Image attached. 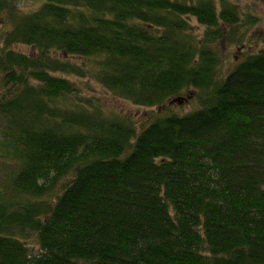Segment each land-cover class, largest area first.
<instances>
[{"label": "trees", "instance_id": "trees-1", "mask_svg": "<svg viewBox=\"0 0 264 264\" xmlns=\"http://www.w3.org/2000/svg\"><path fill=\"white\" fill-rule=\"evenodd\" d=\"M15 1L0 0V264H264V48L221 74L259 17L233 0H39L17 17ZM98 86L199 106L135 121Z\"/></svg>", "mask_w": 264, "mask_h": 264}, {"label": "rangeland", "instance_id": "rangeland-1", "mask_svg": "<svg viewBox=\"0 0 264 264\" xmlns=\"http://www.w3.org/2000/svg\"><path fill=\"white\" fill-rule=\"evenodd\" d=\"M242 13L252 14L255 17H259V22L249 28L248 36L242 42H232L227 44L224 48L223 57L224 61L221 67V74L226 75L229 73L234 66L245 56L247 53H256L259 50L264 48V0H233ZM37 1L35 0H19L17 7L24 10L26 13H31L39 8L40 2H38V7L36 8ZM261 19V20H260ZM193 25L195 21L192 22ZM251 46V49H249ZM27 51V50H24ZM97 88L96 92H100V101L101 103L112 109L114 111L120 112L124 116H130L131 118L137 120L138 115L149 114L151 117H165L170 114H179L184 115L190 112L195 111L199 103L193 98L188 100L186 103L167 105L164 107H155V108H143L132 105L131 103L114 99L111 95L104 94L105 91L101 87ZM191 93V92H189ZM187 94V93H186ZM85 95H91L90 90H86ZM184 99H187V95L181 96ZM4 169V168H2ZM9 169H4V172H0V183L6 184L9 180ZM28 240V239H27ZM28 245L36 252L38 249L33 243V239L30 238Z\"/></svg>", "mask_w": 264, "mask_h": 264}, {"label": "flooded vegetation", "instance_id": "flooded-vegetation-1", "mask_svg": "<svg viewBox=\"0 0 264 264\" xmlns=\"http://www.w3.org/2000/svg\"><path fill=\"white\" fill-rule=\"evenodd\" d=\"M35 1H37V3H36V8L38 7V2H40L39 0H35ZM17 4H18V1H15V4H13L14 6H13V8L16 10V12H17V14H16V16L17 17H20V14H25V15H27V14H31V13H33V12H35V11H37V10H35V11H33V12H31V13H26L24 10H22V9H20V8H18L17 7ZM7 5H8V2L5 4V8L7 7ZM39 5H41V2H40V4ZM40 7V6H39ZM9 7H7L6 8V14L5 15H8V17L10 18V16H9V9H8ZM24 15V16H25ZM11 22V21H10ZM12 23V22H11ZM5 24H7L6 26H5V28H2L1 27V25H0V31H10L11 30V28H10V26H9V20H6L5 22H4V24L3 25H5ZM2 29V30H1Z\"/></svg>", "mask_w": 264, "mask_h": 264}, {"label": "water", "instance_id": "water-1", "mask_svg": "<svg viewBox=\"0 0 264 264\" xmlns=\"http://www.w3.org/2000/svg\"><path fill=\"white\" fill-rule=\"evenodd\" d=\"M183 102H184V99H182V98H176V99L172 100L170 102V104L177 103V104L181 105Z\"/></svg>", "mask_w": 264, "mask_h": 264}]
</instances>
